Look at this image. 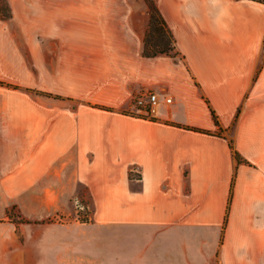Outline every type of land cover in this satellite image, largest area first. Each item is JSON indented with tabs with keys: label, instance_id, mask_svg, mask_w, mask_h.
<instances>
[{
	"label": "crops",
	"instance_id": "0c3cea01",
	"mask_svg": "<svg viewBox=\"0 0 264 264\" xmlns=\"http://www.w3.org/2000/svg\"><path fill=\"white\" fill-rule=\"evenodd\" d=\"M7 1L0 264H264V4L159 0L180 59L143 56L149 11Z\"/></svg>",
	"mask_w": 264,
	"mask_h": 264
},
{
	"label": "trees",
	"instance_id": "16d2710c",
	"mask_svg": "<svg viewBox=\"0 0 264 264\" xmlns=\"http://www.w3.org/2000/svg\"><path fill=\"white\" fill-rule=\"evenodd\" d=\"M0 0V15L3 19L8 20L12 18V10L7 0H4L7 4L5 11ZM149 6L150 20L148 28L144 38L143 56L147 58H155L161 55H167L174 58H180L181 53L177 49L176 37L169 27L166 19L164 18L161 9L159 8L157 0H145ZM239 1V0H236ZM264 4V0H252ZM4 82L0 81V85ZM212 110V115L216 125L219 126V120L216 113ZM230 147L235 152L236 157L239 161H244L240 153L235 149L233 140L229 141ZM232 193V191H231ZM10 212V211H9Z\"/></svg>",
	"mask_w": 264,
	"mask_h": 264
},
{
	"label": "rangeland",
	"instance_id": "374dc122",
	"mask_svg": "<svg viewBox=\"0 0 264 264\" xmlns=\"http://www.w3.org/2000/svg\"><path fill=\"white\" fill-rule=\"evenodd\" d=\"M159 3V0H158ZM164 3V0H162ZM2 6L6 9V2L1 1ZM75 8V11H149V6L145 0H77V1H64V0H46L44 11H69ZM6 86V84H3ZM78 200L85 203L80 197ZM86 204V203H85ZM15 210L12 209L9 215L15 216ZM83 222V220H80ZM87 244L83 240L79 241V258L86 260Z\"/></svg>",
	"mask_w": 264,
	"mask_h": 264
},
{
	"label": "built area",
	"instance_id": "2783aa9c",
	"mask_svg": "<svg viewBox=\"0 0 264 264\" xmlns=\"http://www.w3.org/2000/svg\"><path fill=\"white\" fill-rule=\"evenodd\" d=\"M168 102L171 99H167ZM159 102V97L157 93L151 90H143L139 93L133 100V108L142 111L145 115H150L154 106H156ZM76 210L77 217L79 220H83V222L89 221V210L85 203L80 200L76 201Z\"/></svg>",
	"mask_w": 264,
	"mask_h": 264
}]
</instances>
